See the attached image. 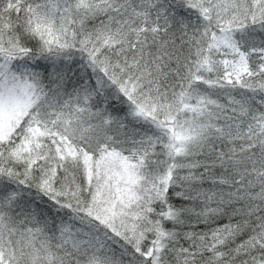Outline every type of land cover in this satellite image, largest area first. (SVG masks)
Returning <instances> with one entry per match:
<instances>
[{"label": "snow or ice", "instance_id": "1", "mask_svg": "<svg viewBox=\"0 0 264 264\" xmlns=\"http://www.w3.org/2000/svg\"><path fill=\"white\" fill-rule=\"evenodd\" d=\"M0 264H264V0H0Z\"/></svg>", "mask_w": 264, "mask_h": 264}]
</instances>
